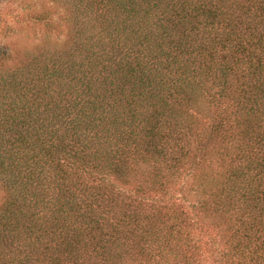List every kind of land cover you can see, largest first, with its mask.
I'll list each match as a JSON object with an SVG mask.
<instances>
[{"label":"trees","instance_id":"trees-1","mask_svg":"<svg viewBox=\"0 0 264 264\" xmlns=\"http://www.w3.org/2000/svg\"><path fill=\"white\" fill-rule=\"evenodd\" d=\"M51 1L0 55V264H264V0Z\"/></svg>","mask_w":264,"mask_h":264},{"label":"rangeland","instance_id":"rangeland-1","mask_svg":"<svg viewBox=\"0 0 264 264\" xmlns=\"http://www.w3.org/2000/svg\"><path fill=\"white\" fill-rule=\"evenodd\" d=\"M32 14L46 15L49 19V27L46 29L42 24L34 23L31 20ZM64 11L62 7L53 3L51 0H0V55L7 56L6 52H13L18 49L31 48L40 41L50 40L52 42H61L66 37V26L64 23ZM183 186L179 184V190H174L172 194L178 202H182L185 198V205L188 209L195 205L193 183L190 177H185ZM186 192V194H184ZM3 190L0 187V202L3 199ZM205 216L202 212L195 215L193 219ZM200 224V223H198ZM206 225L211 227V221L204 222L203 227H200L198 235L204 241H210L211 238L217 239V233L214 231L205 230ZM208 228V227H206ZM223 245L218 242L217 250ZM217 250L210 253V256L205 258L206 264L217 263ZM205 256V255H204Z\"/></svg>","mask_w":264,"mask_h":264}]
</instances>
